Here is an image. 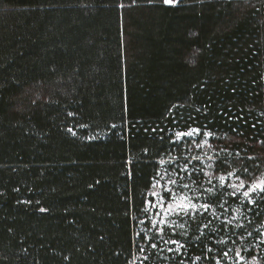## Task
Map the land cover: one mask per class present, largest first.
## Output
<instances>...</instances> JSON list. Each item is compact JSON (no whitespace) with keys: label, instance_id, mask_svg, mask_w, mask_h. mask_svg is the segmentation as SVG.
Returning <instances> with one entry per match:
<instances>
[{"label":"trees","instance_id":"1","mask_svg":"<svg viewBox=\"0 0 264 264\" xmlns=\"http://www.w3.org/2000/svg\"><path fill=\"white\" fill-rule=\"evenodd\" d=\"M189 127L215 133L193 154L216 175L264 173V0H0V264H209L207 235L174 259L136 247L169 129ZM246 207L237 246L264 264V202Z\"/></svg>","mask_w":264,"mask_h":264},{"label":"snow or ice","instance_id":"2","mask_svg":"<svg viewBox=\"0 0 264 264\" xmlns=\"http://www.w3.org/2000/svg\"><path fill=\"white\" fill-rule=\"evenodd\" d=\"M132 2L135 4L136 0H132ZM149 2L151 3L152 0ZM180 2L181 0H162L164 5L170 6H175ZM119 7H124V4L121 3ZM69 115L71 116L73 113L70 112ZM229 119H233V117H229ZM235 119L242 120L243 117H235ZM112 127L116 126L112 125ZM252 127L255 128L256 125L253 124ZM68 131L75 135L72 128H69ZM153 131L155 132L156 129ZM169 132L172 135L168 137L167 142L172 147L170 150L165 149L168 159H164L162 154L158 160L159 165L166 166L162 170L155 171L147 194H142L144 197L143 206L139 210L141 215L136 218L142 227L136 233L139 241L136 247L141 253L166 250L174 253V259L176 256L186 254L188 247L193 242L201 241L207 235L214 244H218L220 247L214 248L204 243L203 256H196V261L203 258L209 264H226L229 261L232 264H258L255 256H252L250 261L245 259L242 252L246 249L237 246V240L247 243L249 238L253 237V233L247 231L245 224L239 223V219L246 218L247 211H251L246 207L247 205L258 206V201L264 202V173L259 177L252 176L251 179L241 178L236 171L216 175L213 156L207 155V152H205L204 158L209 161L206 165L209 171L205 172L203 167L192 164V161L203 164L204 159L200 155H194L193 152L195 149L212 150L213 145L209 143L207 137H213L215 133L209 130L202 132L199 127H189L186 131L169 129ZM196 137H201V139L197 140ZM89 138L94 139V137ZM159 139L162 143L164 142L163 136H160ZM176 151H179L180 155H172V152ZM184 151H187L188 155H183ZM220 151L226 150L220 149ZM222 163L227 164V160ZM243 172L247 173L248 169L244 168ZM197 174H202L206 179L197 181L194 178ZM233 177L236 182H230ZM190 192L193 195H189ZM230 200L238 206L232 208L229 204ZM218 209L221 211L218 212ZM41 211H45V209H41ZM230 213L235 214L231 215ZM209 216L212 218L209 219ZM198 217L207 220L202 226L208 232L200 231L199 235L192 236L189 230L193 223L198 222ZM214 220L220 222L219 226L214 224ZM237 229L241 231L236 232ZM219 233L231 234H228L226 238L220 235L218 239H214V236ZM177 234L183 238V242L172 238ZM233 235L236 236V239H233ZM259 237H264V233H258L255 238ZM230 241L232 246L229 245ZM260 243L264 244V239H261ZM161 245H175L176 247L164 249L160 247ZM181 250H184L183 254ZM233 251L234 256L230 255ZM143 259L147 260L148 256L145 255ZM176 264H186V262L181 258Z\"/></svg>","mask_w":264,"mask_h":264}]
</instances>
